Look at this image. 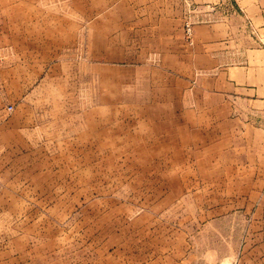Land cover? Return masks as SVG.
<instances>
[{
    "label": "rangeland",
    "instance_id": "1",
    "mask_svg": "<svg viewBox=\"0 0 264 264\" xmlns=\"http://www.w3.org/2000/svg\"><path fill=\"white\" fill-rule=\"evenodd\" d=\"M237 10L0 0V264H207L209 248L232 252L248 176L231 166L246 158L226 126L237 111L202 108L198 31L245 28Z\"/></svg>",
    "mask_w": 264,
    "mask_h": 264
},
{
    "label": "crops",
    "instance_id": "2",
    "mask_svg": "<svg viewBox=\"0 0 264 264\" xmlns=\"http://www.w3.org/2000/svg\"><path fill=\"white\" fill-rule=\"evenodd\" d=\"M231 1L238 7L233 19L244 22L245 28L241 25L235 30L234 22L225 25L219 20L199 26L200 59L207 62L202 72L209 79L203 89L209 101L202 108L237 111L226 126L233 137L241 140L237 153L246 161L241 166L232 165L231 171L248 176V196L240 201V215H230L231 222L244 221L241 240L232 252L217 246L207 249V264H264V6L258 0H248L244 9L239 0ZM223 9L221 5L215 7V17ZM232 39L237 42L236 64L225 67L229 53L226 48ZM250 39L253 46L248 47L245 41ZM218 220L216 217L215 222Z\"/></svg>",
    "mask_w": 264,
    "mask_h": 264
},
{
    "label": "built area",
    "instance_id": "3",
    "mask_svg": "<svg viewBox=\"0 0 264 264\" xmlns=\"http://www.w3.org/2000/svg\"><path fill=\"white\" fill-rule=\"evenodd\" d=\"M187 35L189 38L192 36V28L190 26L187 27Z\"/></svg>",
    "mask_w": 264,
    "mask_h": 264
}]
</instances>
